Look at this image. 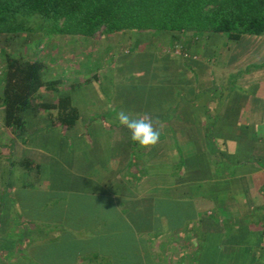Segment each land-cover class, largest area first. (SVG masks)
Segmentation results:
<instances>
[{
	"label": "crops",
	"instance_id": "crops-1",
	"mask_svg": "<svg viewBox=\"0 0 264 264\" xmlns=\"http://www.w3.org/2000/svg\"><path fill=\"white\" fill-rule=\"evenodd\" d=\"M159 35L132 54L161 66L149 82L158 79L162 91L145 97V110L127 111L160 133L154 146L133 142L118 121L114 70L131 53L96 60L92 75L70 86L80 118L67 133L32 109L20 114L26 127L15 133L0 103V264L264 259V77L233 74L250 63L233 59L247 35L234 43L216 34ZM85 65L75 73L87 74ZM106 114L113 124L100 120Z\"/></svg>",
	"mask_w": 264,
	"mask_h": 264
},
{
	"label": "trees",
	"instance_id": "trees-1",
	"mask_svg": "<svg viewBox=\"0 0 264 264\" xmlns=\"http://www.w3.org/2000/svg\"><path fill=\"white\" fill-rule=\"evenodd\" d=\"M22 14L37 15L56 27L62 22L59 30L85 38L100 31H134L216 34L237 42L245 35L264 34V0H0V34L13 30ZM44 68L40 60L22 62L5 54L0 103L4 125L15 133L24 132L20 114L30 109L46 113L51 125L63 131L80 118L68 93L53 101L42 99V92L53 95L60 85V80H45ZM28 162L24 160L26 166Z\"/></svg>",
	"mask_w": 264,
	"mask_h": 264
},
{
	"label": "rangeland",
	"instance_id": "rangeland-1",
	"mask_svg": "<svg viewBox=\"0 0 264 264\" xmlns=\"http://www.w3.org/2000/svg\"><path fill=\"white\" fill-rule=\"evenodd\" d=\"M12 27L13 30L0 34V89L5 68V54L7 53L22 62L42 61L45 67L44 77L60 80L59 92L53 94L54 98L58 94L70 92L71 85L76 83L79 85L81 76L92 75L94 69L91 64L96 60H99L98 63L102 61L106 65L108 62L122 59L123 55L130 53L133 55L134 51L142 50L144 44L152 45L155 37L160 38L158 32L134 31L115 34H104L100 31L90 38L68 35L59 30L61 28L63 30L62 22L56 27L54 22L46 21L37 15H18ZM236 46L233 59L238 58L250 63L239 65L233 74L238 77L245 76L247 79L264 77V34L260 37L247 35L246 38L237 42ZM85 61L87 64L85 67L87 66L88 69L87 74H76L75 72L78 70H86L83 68L84 66H80V63ZM151 63H154L152 67H150ZM156 64L152 56L137 52L136 55L124 60L122 65L114 70L115 78L120 80L119 83H115L113 88L115 101L117 102L118 99L120 102L117 112L120 110L138 112L140 111L137 109L138 107H143L145 110V97L162 91V85H159L158 79L155 82L158 86L150 85L149 82V79L161 77V66ZM259 65L263 66L260 68ZM128 76L130 79L125 81ZM147 79L148 81H146ZM92 81L94 82V80ZM51 98L50 96L49 99ZM100 120L105 124H113L114 118L106 114ZM62 132L67 133V130ZM70 133H72L70 135H74L75 130H70ZM68 145L74 147V143ZM20 198L26 199L24 196ZM35 200V205L40 208L44 197L38 196L35 197ZM36 202L38 203L36 204ZM48 213L44 212L46 215ZM256 264H264V259Z\"/></svg>",
	"mask_w": 264,
	"mask_h": 264
},
{
	"label": "clouds",
	"instance_id": "clouds-1",
	"mask_svg": "<svg viewBox=\"0 0 264 264\" xmlns=\"http://www.w3.org/2000/svg\"><path fill=\"white\" fill-rule=\"evenodd\" d=\"M119 124L126 127L131 133L130 139L141 147H149L157 144L160 133L153 127V124L144 119H132L127 111L117 113Z\"/></svg>",
	"mask_w": 264,
	"mask_h": 264
},
{
	"label": "built area",
	"instance_id": "built-area-1",
	"mask_svg": "<svg viewBox=\"0 0 264 264\" xmlns=\"http://www.w3.org/2000/svg\"><path fill=\"white\" fill-rule=\"evenodd\" d=\"M172 52L175 53V54H178V55L182 54L181 53V49H179V48H174V50ZM182 55L187 56V54L185 52H183Z\"/></svg>",
	"mask_w": 264,
	"mask_h": 264
}]
</instances>
